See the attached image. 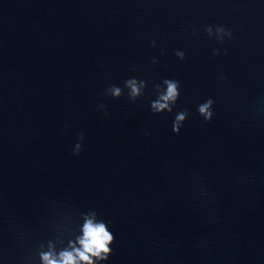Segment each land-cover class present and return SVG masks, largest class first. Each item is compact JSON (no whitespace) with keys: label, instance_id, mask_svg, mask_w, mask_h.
I'll return each instance as SVG.
<instances>
[{"label":"water","instance_id":"obj_1","mask_svg":"<svg viewBox=\"0 0 264 264\" xmlns=\"http://www.w3.org/2000/svg\"><path fill=\"white\" fill-rule=\"evenodd\" d=\"M90 210L114 235L96 264H264V0H0V264H42Z\"/></svg>","mask_w":264,"mask_h":264},{"label":"clouds","instance_id":"obj_2","mask_svg":"<svg viewBox=\"0 0 264 264\" xmlns=\"http://www.w3.org/2000/svg\"><path fill=\"white\" fill-rule=\"evenodd\" d=\"M209 35L212 34L210 27L205 29ZM225 35L230 36L231 33L223 27L216 29L217 39L223 42ZM152 47H155L156 42L152 40L149 42ZM218 49H213L212 55H219ZM175 55L180 59H185V53L177 50ZM223 55H227L225 50ZM151 63L156 64L158 60L153 57ZM133 70L135 68L133 67ZM147 87V81L143 79H137L135 77L128 78L124 81V88L127 91V97L129 100L135 101L139 97L144 95V89ZM152 87L156 91V98L150 101L151 112H172L176 106L177 100L180 96V82L176 79L165 78L160 83H155ZM106 95L112 98H118L124 94L123 89L115 84H110L106 90ZM213 104L212 98L206 99L204 102L197 106V113L203 118L204 123L211 121L213 117ZM105 105L100 104L98 108H104ZM188 109L178 111L174 117L172 123V131L179 133L183 122L188 117ZM83 140V133L78 136V142L76 143L73 153L79 154L81 149L80 141ZM98 214L95 210H90L84 214V221L80 228V235L75 240H69L68 246L60 251H56L51 245L49 250L40 253V259L42 264H96L97 261L106 260L110 255L112 249L109 247L114 241V235L109 230L108 223L102 219H98Z\"/></svg>","mask_w":264,"mask_h":264}]
</instances>
